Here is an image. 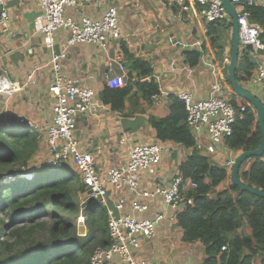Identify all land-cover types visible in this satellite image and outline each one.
Here are the masks:
<instances>
[{
    "label": "crops",
    "instance_id": "0c3cea01",
    "mask_svg": "<svg viewBox=\"0 0 264 264\" xmlns=\"http://www.w3.org/2000/svg\"><path fill=\"white\" fill-rule=\"evenodd\" d=\"M108 6H115L117 9L120 38L108 42L105 47L75 43L67 48V57L62 62L64 75L79 85L92 88L95 93L92 99L95 109L77 119L74 136L81 151L93 154L96 169L103 174L111 165L126 162L127 152L134 143L160 144L163 151L156 174L150 175L146 170H140L139 183L143 190L153 189L161 184L167 185L172 174H181V166L193 148L172 140H159L150 119L167 118L172 97H178L181 91L191 92L194 100L206 99L217 73L225 95L233 100L234 107L243 105L244 99L234 95L226 81L225 59H229L231 45V27L228 25L230 19L208 22L198 6H191L185 11L174 5L172 0H85L77 6L66 8L64 16L76 21L81 17L100 19ZM2 7L8 13L9 28L0 32V75L23 83L21 92H26V88H31L33 93L37 91V96L46 98L50 104L48 86L52 80V70L48 63L50 54L43 45L39 30L44 18L38 0H5L4 6L0 4V11ZM257 26L264 30L262 26ZM67 36V30L55 32L56 50L64 46ZM190 51L198 54L195 65L186 62L185 53ZM246 54L255 61L256 66H264V49L254 56L249 48ZM115 55L123 56L128 75L131 57L150 65V75L139 78L133 71L131 79L134 83L152 80L158 87V100L150 98L148 101L143 98L134 85L124 98L120 110L113 109L110 103L102 100L101 93L107 87L104 75L107 72H118L117 63L111 61ZM256 66L251 71V78L240 84L264 102V94L254 81ZM126 81L121 87L126 86ZM19 93L11 95V98ZM191 133L203 156L221 166L230 157L228 147L219 149L215 154L208 153L207 136L198 138L193 131ZM237 152L234 151V156ZM262 158L264 160V155ZM249 161L248 165L243 163L242 169H248L251 160ZM228 175L227 179L212 189L211 195L231 184L230 172ZM189 189L187 184L184 187L185 194ZM115 195V192L109 191L110 206ZM125 196L128 201L133 198L130 192H126ZM147 203L149 208L146 211L135 212L126 204L124 212L136 218H152L156 212H162L168 218L172 212L161 197L147 200ZM155 229L156 234L152 239L144 241L138 248H132L131 253L135 258L144 259L149 264H203L206 258L203 244L200 241H183V230L176 221L163 219ZM246 229L242 225L237 234L245 235Z\"/></svg>",
    "mask_w": 264,
    "mask_h": 264
},
{
    "label": "trees",
    "instance_id": "16d2710c",
    "mask_svg": "<svg viewBox=\"0 0 264 264\" xmlns=\"http://www.w3.org/2000/svg\"><path fill=\"white\" fill-rule=\"evenodd\" d=\"M248 10L249 23L264 29L263 10L258 5ZM260 37L263 40L262 29ZM248 47L242 45L239 52L235 70V78L239 83L249 80L256 66L255 61L246 54ZM185 54L189 65L197 63L196 52ZM130 66L125 87H106L101 93L102 100L110 103L113 109L120 110L123 107L122 102L133 85L148 101L158 91L152 80L132 82L133 71L139 78L151 74L146 61L131 57ZM229 101L235 105L232 99ZM243 106L245 109L233 123L231 135L224 141L234 151L253 149L260 142L256 112L246 100ZM185 117L186 111L181 101L174 96L167 118L150 119L159 140H172L193 148L180 169L183 177L196 184L186 193L193 198V204L186 205L176 214V222L183 230V241H200L203 244L206 252L203 264H264V198L242 191L232 183L211 195L212 189L229 175L223 166L199 152L192 130L184 123ZM39 148L40 136L28 122L15 119L0 122V206H6L5 213L11 222L7 225V221L0 220V264H89L93 247L109 244L106 211L87 202L84 210L86 234L83 237L76 236L74 220L71 218H75L79 212L80 199L77 195L85 191L79 181V174L69 168L64 171L63 168L46 165L33 178L27 179L22 175L28 171H14L9 166L15 164L26 167ZM262 157L251 158L246 170L242 169V164L239 176L243 182L264 191ZM9 174L11 177L8 181H3V178L7 179L3 176ZM41 213L43 217L50 218L51 225L48 234H43L44 238L38 241L34 238V232L42 223L34 221ZM23 218H26L29 226H11L17 221L23 223ZM242 225L246 226L247 233L238 235L237 230ZM6 228L7 238H2ZM224 245L226 249L222 251Z\"/></svg>",
    "mask_w": 264,
    "mask_h": 264
},
{
    "label": "built area",
    "instance_id": "2783aa9c",
    "mask_svg": "<svg viewBox=\"0 0 264 264\" xmlns=\"http://www.w3.org/2000/svg\"><path fill=\"white\" fill-rule=\"evenodd\" d=\"M5 0H0L4 6ZM85 0H38L44 23L39 30L42 34L44 47L49 51V66L52 80L48 86L50 96V120L45 126V140L49 157L47 165L51 167L67 168L79 174V181L85 188L84 199L80 203L76 223L85 226L84 210L86 203L91 202L105 209L107 214V234L109 244L95 246L89 257V264H149L144 259H137L131 253L132 248H138L144 241L152 239L156 234V225L163 219L176 221V214L186 205L193 204V198L188 197L184 187L188 184L195 188L196 184L182 174H172L167 185L161 184L153 189H141L139 183L140 170L155 175L161 162L163 147L158 143H134L127 152L126 162L111 165L106 172L100 173L95 166V159L91 152L81 151L75 138L77 119L90 110L95 109L92 103L94 91L92 88L79 85L62 73V62L67 57V48L75 43L93 44L105 47L112 40L121 36V27L115 6H108L103 10L100 19L81 17L78 21L64 16L66 8L79 5ZM236 9L240 45H249L252 55L264 49V41L260 37L261 29L251 25L248 21V8L258 5L263 10L264 0H229ZM173 4L182 10H189L191 6H198L200 13L208 22L229 20V15L221 0H172ZM9 28V17L6 8L0 11V32ZM64 29L68 31L64 46L55 49V32ZM117 63L118 72H107L105 83L109 88L121 87L127 79V70L122 55H115L111 60ZM228 64V59H225ZM216 79L210 84V92L206 99L194 100L189 91H181L178 98L185 111V123L196 137L207 136L206 150L215 154L219 149L227 147L225 138L230 136L233 123L237 116L244 111L243 105L234 107L229 97L225 95L223 84L216 74ZM31 76L28 77V80ZM254 81L264 94V66L257 65ZM23 83L12 81L5 75H0V99L11 96L23 90ZM159 93L151 96L158 100ZM239 114L236 115L235 111ZM257 120V114H256ZM123 140L120 141L122 143ZM230 157L222 165L230 172L234 161V150L229 149ZM236 155V154H235ZM71 166L72 168H70ZM110 188V189H109ZM116 193L112 206L109 203V191ZM130 192L133 198L128 201L125 193ZM80 195V194H79ZM161 197L162 201L172 211L169 217L162 212L154 213L152 218H136L124 212L126 204L131 210L143 212L148 210L147 200ZM115 211L118 213L116 214ZM222 246L221 250H225Z\"/></svg>",
    "mask_w": 264,
    "mask_h": 264
},
{
    "label": "rangeland",
    "instance_id": "374dc122",
    "mask_svg": "<svg viewBox=\"0 0 264 264\" xmlns=\"http://www.w3.org/2000/svg\"><path fill=\"white\" fill-rule=\"evenodd\" d=\"M26 92H21L14 96L13 98L3 97L0 99V122L15 119L17 121L24 120L28 122L31 126H34L37 130V133L40 136V148L34 153V155L31 157L30 160H28L26 167L22 165H9L12 167L14 171H28L24 173V176L31 175V178L34 177V175L37 174V172L47 164V160L49 157V151L48 146L45 140V126L50 120L51 111L48 110L50 107L49 102L46 98L42 99V96H37V91L32 92V89L26 88ZM11 98V99H10ZM249 160L246 161L245 165L249 164ZM72 168L71 166H69ZM66 171V170H64ZM16 173V172H15ZM61 173V172H59ZM17 175H21L18 173ZM3 177L10 178L11 175H6ZM7 179L3 178V181H8ZM85 194L77 195V197L81 201L84 199ZM6 206L1 205L0 206V220L7 221V225H9L10 219L8 216H6L5 213ZM42 215V216H41ZM44 214H40L37 216V219L34 221L35 223H42L41 227H37L36 231L34 232V238L35 240L40 241L42 238L48 234V228L51 225L50 218L43 217ZM77 216V215H76ZM76 216L73 219L74 224V233L76 236L83 237L86 234V227L85 226H78L76 223ZM27 218V217H26ZM26 218H23V223H19V221L13 223L11 226H19L22 224H25L26 227L29 226L28 221ZM2 225L0 224V228ZM10 228V227H9ZM7 230L5 229L4 233L2 234V238H7ZM12 240V239H11ZM93 250V249H92ZM91 250V251H92Z\"/></svg>",
    "mask_w": 264,
    "mask_h": 264
},
{
    "label": "water",
    "instance_id": "95a60500",
    "mask_svg": "<svg viewBox=\"0 0 264 264\" xmlns=\"http://www.w3.org/2000/svg\"><path fill=\"white\" fill-rule=\"evenodd\" d=\"M221 2L229 15L231 27V45L227 64L226 81L229 83L234 95L248 101L253 107L257 114V122L260 128V142L258 146L253 149L238 151L235 155L232 167L230 169V180L231 183L237 186L240 190L264 198V191L262 189L248 185L247 183L243 182L239 176L240 167L244 162L253 157H260L264 155V102L245 89L235 78V70L238 66L241 46L239 43L237 12L229 0H221ZM235 114H239L238 110L235 111Z\"/></svg>",
    "mask_w": 264,
    "mask_h": 264
},
{
    "label": "clouds",
    "instance_id": "9594fccd",
    "mask_svg": "<svg viewBox=\"0 0 264 264\" xmlns=\"http://www.w3.org/2000/svg\"><path fill=\"white\" fill-rule=\"evenodd\" d=\"M22 176H24V174H23ZM24 177H26L27 179H30V178H31V175L29 176V178H28L27 176H24ZM85 227H86V226H85Z\"/></svg>",
    "mask_w": 264,
    "mask_h": 264
},
{
    "label": "bare ground",
    "instance_id": "6f19581e",
    "mask_svg": "<svg viewBox=\"0 0 264 264\" xmlns=\"http://www.w3.org/2000/svg\"><path fill=\"white\" fill-rule=\"evenodd\" d=\"M99 206V205H98Z\"/></svg>",
    "mask_w": 264,
    "mask_h": 264
}]
</instances>
